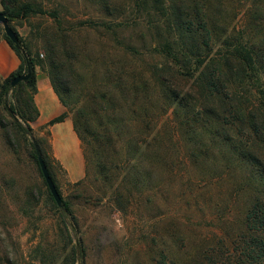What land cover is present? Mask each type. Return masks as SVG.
I'll use <instances>...</instances> for the list:
<instances>
[{"label": "rangeland", "instance_id": "374dc122", "mask_svg": "<svg viewBox=\"0 0 264 264\" xmlns=\"http://www.w3.org/2000/svg\"><path fill=\"white\" fill-rule=\"evenodd\" d=\"M19 2L45 12L9 23L35 77L28 93L37 109V97H54L80 156L56 157L74 142L38 109L28 125L69 214L31 150L6 140L4 105L17 106L1 87L27 69L0 26V264H252L247 216L264 204V125L256 134L234 113L215 117L224 99L197 84L210 62L184 70L162 52L179 43L178 11L210 45L191 53L252 50L257 79L230 89L250 99L246 114L262 101L264 111V0Z\"/></svg>", "mask_w": 264, "mask_h": 264}, {"label": "trees", "instance_id": "16d2710c", "mask_svg": "<svg viewBox=\"0 0 264 264\" xmlns=\"http://www.w3.org/2000/svg\"><path fill=\"white\" fill-rule=\"evenodd\" d=\"M0 5L3 9V12L0 13L6 16L9 23L14 21L15 19H25L35 14H45L43 10H36L31 4H22L19 2V0H0ZM172 20L174 21V25L176 26V28H178V30L181 32L178 37L179 43H177L176 46L174 44L171 45L170 43L166 44L164 52L162 53H165L168 58L170 57L176 63L182 64V66L180 67L184 70H187L189 65L190 67L197 66L198 68H201L204 64L207 65V63L210 62L208 63V67L203 69L198 76L197 84L203 87L201 89H206L210 93V95L219 96L224 99L223 102L226 103L227 108H224V110L215 115V117L219 118L221 116H225V114L229 115L231 113H234V116H232V120H234L235 123H247L250 127V130L257 134L258 129H262L264 125V111L262 108L263 101L262 103H260L259 107L253 106V109L246 114V111H248V107L244 108V102L248 104L250 99L247 96H244L243 93L231 92L230 89V86H241L245 82L250 84L253 78L257 79V60L256 56H253L252 54L253 51L246 47L238 46L234 47L227 56H223L222 60L212 59L211 61L209 59V56H202L200 54L191 53L193 50H199L201 48L200 45H202L205 50H210V45L208 42H203V44H200L199 31L195 29L193 30L191 24L192 20H190L188 16L180 15L179 11L174 15V18H172ZM198 28L200 29V33H205L207 37L209 36V32L206 30V27L201 19L199 21ZM170 33L171 31L169 29V34ZM15 34L17 35L16 32ZM17 38L19 42L20 40L18 35ZM5 40L11 47V49L15 52L16 56H18L22 60V63H25L27 69V65H29L30 63L28 61L24 62L25 59L21 56L20 50H17L6 36ZM20 69H22V66L20 67ZM14 78L15 74H10L4 80L3 86L1 87L3 102L4 99L6 100V98L8 97L9 92L13 89L16 96L15 102L17 106V108L13 107L12 105L8 106L7 103L4 105L5 112L11 119L9 125L4 126L6 140L10 147L13 148L15 145V141L18 138L21 139L25 146L31 150L33 160L37 165L39 172L40 168L37 161L35 146L40 149L50 178L52 179L56 190L58 191V194L62 199L59 189L55 183L53 174L51 172L49 160L43 151L41 143L32 138V130L28 125L31 121H34L33 119L39 116V112L34 104L33 98L31 94L28 93L29 91L33 93L35 92L34 74L32 72L31 77L28 81L18 84L15 88H11L10 84ZM207 112L214 114V110L212 109L207 110ZM14 117H16L18 121H15ZM19 119L26 125V127H24L19 122ZM64 119L65 116L61 115L51 120L49 122V125L54 126L56 124H60L64 121ZM256 163L258 169L264 175V165H262L260 162ZM62 203L70 214L68 205L63 200ZM247 221L250 236L252 232V237L249 239L250 242L248 243V251L255 254V256L249 255V259L252 264H256L254 261H256L258 264H264V204H259L257 202L253 210L248 213Z\"/></svg>", "mask_w": 264, "mask_h": 264}, {"label": "water", "instance_id": "95a60500", "mask_svg": "<svg viewBox=\"0 0 264 264\" xmlns=\"http://www.w3.org/2000/svg\"><path fill=\"white\" fill-rule=\"evenodd\" d=\"M0 26H2L4 34L8 38V40L11 42V44L17 50H20L17 35L15 34V32L10 27L9 21L6 18V16H4L2 13H0ZM31 74H32V69L29 65H27V73L25 75H20V76L15 77L10 84L11 88H15L18 84L28 81L31 77ZM14 120L18 121L16 119V117H14ZM35 152H36L40 172H41V175H42L44 182L47 186V189H48L50 195L52 196L57 207L59 209H62L63 208L62 199L60 198V195L58 194V191L56 190V187H55L52 179L50 178V175H49L48 170L46 168V165L44 163L42 154H41V152L37 146H35Z\"/></svg>", "mask_w": 264, "mask_h": 264}, {"label": "crops", "instance_id": "0c3cea01", "mask_svg": "<svg viewBox=\"0 0 264 264\" xmlns=\"http://www.w3.org/2000/svg\"><path fill=\"white\" fill-rule=\"evenodd\" d=\"M49 100V101H47ZM46 102V103H45ZM36 104L38 106V109H39V112H40V121H48L49 119H52L54 117H57L60 113H61V108L60 106L57 104V102L54 100V97L51 95H47V97L45 98H40V97H37L36 98ZM44 116H48L49 119L48 120H44ZM57 127H59L60 129H63L67 135H69L71 137V140L74 142V148L72 150H69L65 145H64V148L62 149L61 153L60 154H63L62 158L61 159L58 155H57V152H56V144H55V139H56V136L53 134V130H52V134H53V137H54V142H53V149L54 151L56 152V157L60 160V161H65L66 159V156L68 154L70 155H74V156H80V152H79V146H78V142H77V139L76 137L74 136L73 134V131H72V126L71 124L68 122V121H65V122H62L58 125H56ZM55 126V127H56ZM68 173L70 175V177L72 176V171H70V169H68Z\"/></svg>", "mask_w": 264, "mask_h": 264}]
</instances>
